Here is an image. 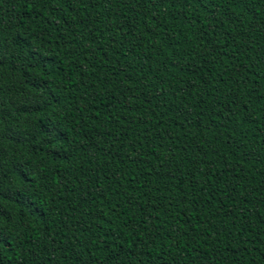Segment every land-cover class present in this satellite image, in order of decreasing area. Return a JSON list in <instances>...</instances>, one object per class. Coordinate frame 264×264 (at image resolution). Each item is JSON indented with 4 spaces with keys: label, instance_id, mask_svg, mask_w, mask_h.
Segmentation results:
<instances>
[{
    "label": "trees",
    "instance_id": "obj_1",
    "mask_svg": "<svg viewBox=\"0 0 264 264\" xmlns=\"http://www.w3.org/2000/svg\"><path fill=\"white\" fill-rule=\"evenodd\" d=\"M0 264H264V0H0Z\"/></svg>",
    "mask_w": 264,
    "mask_h": 264
}]
</instances>
